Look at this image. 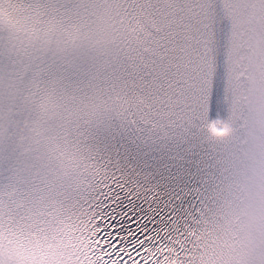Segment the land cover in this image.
Wrapping results in <instances>:
<instances>
[{
  "label": "snow or ice",
  "instance_id": "1",
  "mask_svg": "<svg viewBox=\"0 0 264 264\" xmlns=\"http://www.w3.org/2000/svg\"><path fill=\"white\" fill-rule=\"evenodd\" d=\"M6 110L49 191L0 162V264H264V0H0V154ZM189 132L195 211L136 208L116 137Z\"/></svg>",
  "mask_w": 264,
  "mask_h": 264
}]
</instances>
